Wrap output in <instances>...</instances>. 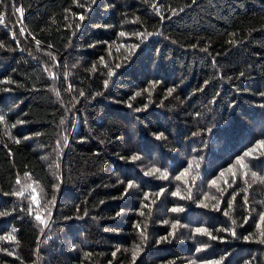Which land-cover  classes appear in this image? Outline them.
Wrapping results in <instances>:
<instances>
[{"label":"trees","instance_id":"16d2710c","mask_svg":"<svg viewBox=\"0 0 264 264\" xmlns=\"http://www.w3.org/2000/svg\"><path fill=\"white\" fill-rule=\"evenodd\" d=\"M0 17V264H264V0Z\"/></svg>","mask_w":264,"mask_h":264},{"label":"snow or ice","instance_id":"6c2138e0","mask_svg":"<svg viewBox=\"0 0 264 264\" xmlns=\"http://www.w3.org/2000/svg\"><path fill=\"white\" fill-rule=\"evenodd\" d=\"M17 11H21V10H20V9H17ZM80 18L83 19V17H80ZM2 19H3V18L0 17V22H2ZM121 35H124V33H121ZM0 46H2V45H0ZM109 74L111 75V73H109ZM172 91H174V89H170V90H169V94H171ZM137 95H139V93H137ZM0 120H3V117H0ZM158 138H159V137H158ZM18 142H19V141H17V143H18ZM261 143L264 144V142H261ZM245 155L247 156L248 153H245ZM132 159H133V160H137V159H139V157H138V156H133ZM238 163L243 164V161L240 160V161H238ZM189 167H191V165H190ZM157 172H160V169H158V168H153V169H150L148 172H146L145 175H154V174H156ZM182 175H183V174H182ZM221 175H223V174H221ZM252 175H253V176H256V173L253 172ZM161 176H162L163 178H166V175L163 174V173H161ZM177 179H180V177H177ZM260 179H261V180H264V177H261ZM17 183H19V180L17 181ZM213 183H215V182L213 181ZM132 187H134V185H133L131 182H129V184L127 185V188L130 189V188H132ZM17 195L23 196V195H24V191H20V192H18ZM173 195H176V193H173ZM145 198H147V197H145ZM230 206H231V205H229V207H230ZM172 211H173V212H176V211H182V209L173 208ZM4 214H5V213H0V215H4ZM141 214H143V213H141ZM227 214H228V213H225V215H227ZM261 218L264 219V215H262ZM36 219H37V220H40L41 223L44 222V221L41 219L40 216H37ZM233 223H235V221H233ZM137 227H139V225H137ZM175 227H176V226L173 225V228H175ZM15 231H16V229H13V230H12L13 233H15ZM196 232H197V233H200V234L207 235L210 239H217V237L212 236V234L209 233V232L207 231V229L198 228V229H196ZM141 235L143 236V233H141ZM232 235H235V233L233 232ZM3 239H6V240H14V239H15V236L10 234V235L7 236V237H3ZM144 239H146V237H144ZM162 239H166V238H162ZM245 239H250V238H249V237H245ZM260 242H261V243H264V240H261ZM118 251H119V250H118ZM140 251H141V249H140L139 245H137V246L133 249V251H132L133 260H135L136 256L139 254ZM197 251H200V249H197ZM11 254H12V253H9V255H11ZM115 255H116V253L114 252V253H113V256H115Z\"/></svg>","mask_w":264,"mask_h":264}]
</instances>
